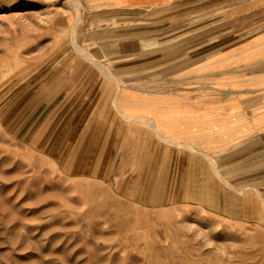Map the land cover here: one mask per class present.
Returning <instances> with one entry per match:
<instances>
[{
    "label": "rangeland",
    "instance_id": "374dc122",
    "mask_svg": "<svg viewBox=\"0 0 264 264\" xmlns=\"http://www.w3.org/2000/svg\"><path fill=\"white\" fill-rule=\"evenodd\" d=\"M243 48L264 58V0H0V264H264V139L137 141L117 104Z\"/></svg>",
    "mask_w": 264,
    "mask_h": 264
},
{
    "label": "crops",
    "instance_id": "0c3cea01",
    "mask_svg": "<svg viewBox=\"0 0 264 264\" xmlns=\"http://www.w3.org/2000/svg\"><path fill=\"white\" fill-rule=\"evenodd\" d=\"M83 1H101L112 10L177 8L186 3V0ZM249 51L225 49L178 71H170L163 77L167 86L162 90L133 84L121 87L117 104L122 127L134 132L137 141L146 131L173 145L210 153L250 145L254 138L264 139V58ZM146 145L148 156L152 154L148 160L153 163L148 168H159V156L154 155L159 148L149 140ZM183 160H173L163 167L187 168Z\"/></svg>",
    "mask_w": 264,
    "mask_h": 264
},
{
    "label": "bare ground",
    "instance_id": "6f19581e",
    "mask_svg": "<svg viewBox=\"0 0 264 264\" xmlns=\"http://www.w3.org/2000/svg\"><path fill=\"white\" fill-rule=\"evenodd\" d=\"M231 188V187H230Z\"/></svg>",
    "mask_w": 264,
    "mask_h": 264
}]
</instances>
